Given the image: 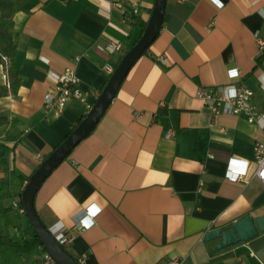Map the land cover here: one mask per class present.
<instances>
[{"label": "crops", "instance_id": "1", "mask_svg": "<svg viewBox=\"0 0 264 264\" xmlns=\"http://www.w3.org/2000/svg\"><path fill=\"white\" fill-rule=\"evenodd\" d=\"M154 1L140 0L139 13L128 19L108 0H14L12 65L19 86L14 95H0V117L20 119L24 133L0 166V181L15 196L95 103L107 82L103 66L115 68L138 40L142 27L133 17L147 21ZM258 39H264V0H166L156 39L94 129L35 194L40 219L54 236H72L66 249L81 264L178 258L181 264H264V231L220 250H214L218 239L204 240L245 215L264 216V184L252 162L254 144H264ZM111 42L122 50L98 48ZM66 68L75 71L85 101L70 99L54 118L43 98ZM4 72L0 64L2 84ZM239 80L254 91L258 121L214 115L195 96L198 87ZM5 129L0 126V139ZM168 129L174 131L169 139ZM231 157L249 162L237 181L225 178ZM13 173L18 177L11 182ZM89 205L99 209L93 225L78 229Z\"/></svg>", "mask_w": 264, "mask_h": 264}, {"label": "water", "instance_id": "2", "mask_svg": "<svg viewBox=\"0 0 264 264\" xmlns=\"http://www.w3.org/2000/svg\"><path fill=\"white\" fill-rule=\"evenodd\" d=\"M165 6L166 0L154 1L152 14H150L143 32L138 40L122 55L95 103L59 145L53 149L50 155L39 164L38 168L29 176L21 191L20 200L25 215L33 231L41 239L47 253L51 255L56 264H80V262L59 243L40 219L34 206L35 194L55 167L66 159L73 148L94 129L115 97L120 84L132 65L156 39L162 26ZM259 231H264V216L253 218L251 215H245L225 228L208 231L204 240L213 241L218 239L219 243L214 246V250H220L239 242H247L255 237Z\"/></svg>", "mask_w": 264, "mask_h": 264}, {"label": "built area", "instance_id": "3", "mask_svg": "<svg viewBox=\"0 0 264 264\" xmlns=\"http://www.w3.org/2000/svg\"><path fill=\"white\" fill-rule=\"evenodd\" d=\"M115 7L122 10L126 18H130L133 15L139 13L140 0H108ZM130 5V6H128ZM259 55L264 52V39H258ZM101 51L106 53H115L122 50V45L118 42L108 43L105 47H98ZM2 60L6 63V58L2 57ZM5 69V68H4ZM114 70V66L107 62L103 66V71L106 75L110 76ZM4 80L3 84L8 87L6 70L2 75ZM79 79L73 69L66 68L61 71L54 85L44 94V106L48 113L52 117L57 118L61 115L65 109L67 102L72 98H78L85 101V96L79 88ZM253 92L243 81L237 83H229L223 85H216L213 87H198L195 92V96L199 99L214 115L229 114L240 115L243 114L247 117L249 122L258 121V115L255 110V105L252 103ZM174 135L173 129H168L165 133V138H172ZM255 170L254 177L264 184V144L256 143L253 147V160ZM247 160L237 159L231 157L227 160L225 178L230 181H237L238 179L245 177L248 172ZM201 185V184H200ZM21 196H13L9 202V206L14 210L21 218H23L25 212L20 200ZM91 205L85 207V213L79 218L77 222L78 229H87L93 225V218L99 209L94 208L91 210ZM56 239L63 247H67L72 240V236L68 233H59L55 236ZM80 264L82 261L78 260ZM170 264H181V260L171 259ZM31 264H56L51 255L47 252L41 254L37 261Z\"/></svg>", "mask_w": 264, "mask_h": 264}, {"label": "trees", "instance_id": "4", "mask_svg": "<svg viewBox=\"0 0 264 264\" xmlns=\"http://www.w3.org/2000/svg\"><path fill=\"white\" fill-rule=\"evenodd\" d=\"M15 11L14 0H0V64L4 65L8 81V87L0 82V95L2 96L14 95L19 86V78L12 65L16 53V43L12 33ZM138 19L134 16L133 23L140 24L143 32L148 20L141 22ZM2 57L6 58V63L2 60ZM263 59L264 52L257 60L260 63ZM109 77H107V80ZM21 124L20 119L0 117V126L6 127L3 137L0 139V166L7 165L9 153L21 141L24 133L20 128ZM17 177L13 173L10 181L12 182ZM9 184L0 181V264H31L47 251L41 239L33 231L25 214L22 220L18 219L15 224L16 236L9 234L6 230L5 219L7 214L12 211L9 202L15 196L11 193ZM20 194L21 192L17 196H20Z\"/></svg>", "mask_w": 264, "mask_h": 264}, {"label": "rangeland", "instance_id": "5", "mask_svg": "<svg viewBox=\"0 0 264 264\" xmlns=\"http://www.w3.org/2000/svg\"><path fill=\"white\" fill-rule=\"evenodd\" d=\"M17 217L13 210L8 213L6 221H5V228L8 231L9 234L13 235V225L17 221Z\"/></svg>", "mask_w": 264, "mask_h": 264}, {"label": "snow or ice", "instance_id": "6", "mask_svg": "<svg viewBox=\"0 0 264 264\" xmlns=\"http://www.w3.org/2000/svg\"><path fill=\"white\" fill-rule=\"evenodd\" d=\"M233 75H235V73H233Z\"/></svg>", "mask_w": 264, "mask_h": 264}]
</instances>
